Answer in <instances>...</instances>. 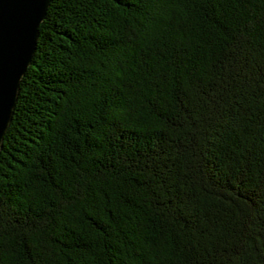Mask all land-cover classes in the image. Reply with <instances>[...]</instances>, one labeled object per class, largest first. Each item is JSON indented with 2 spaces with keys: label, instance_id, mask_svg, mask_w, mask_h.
Listing matches in <instances>:
<instances>
[{
  "label": "trees",
  "instance_id": "trees-1",
  "mask_svg": "<svg viewBox=\"0 0 264 264\" xmlns=\"http://www.w3.org/2000/svg\"><path fill=\"white\" fill-rule=\"evenodd\" d=\"M0 264H264V0H52Z\"/></svg>",
  "mask_w": 264,
  "mask_h": 264
},
{
  "label": "water",
  "instance_id": "water-1",
  "mask_svg": "<svg viewBox=\"0 0 264 264\" xmlns=\"http://www.w3.org/2000/svg\"><path fill=\"white\" fill-rule=\"evenodd\" d=\"M52 0H0V149Z\"/></svg>",
  "mask_w": 264,
  "mask_h": 264
}]
</instances>
